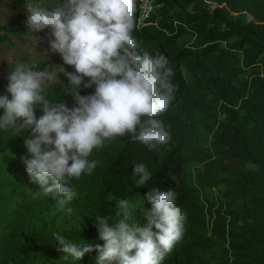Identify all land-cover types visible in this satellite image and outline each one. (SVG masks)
I'll return each instance as SVG.
<instances>
[{"label": "trees", "instance_id": "16d2710c", "mask_svg": "<svg viewBox=\"0 0 264 264\" xmlns=\"http://www.w3.org/2000/svg\"><path fill=\"white\" fill-rule=\"evenodd\" d=\"M8 1L17 6L25 2ZM155 5L133 35L137 41L157 42L168 60L183 66L171 77L178 85L175 99L160 116L185 155L181 165L169 167L178 172L185 190L176 201L203 208L198 188L211 190V198L204 195L203 200L217 208L207 219L202 215L200 226L204 237L222 245L224 255L208 264H264V0H155ZM15 33L35 35L27 25L0 24V44ZM5 83L7 77L0 81V95L7 94ZM67 86L68 80L64 85L55 81L43 95L72 107ZM94 88L81 86L79 91L89 95ZM36 115H41L39 109ZM194 120L199 128L191 125ZM26 134L0 130V264H95V251L82 260L59 251L55 234L77 246H102L93 222L97 215L106 216L114 226L122 218L120 200L129 201V224H146L139 189L128 188L119 175L122 160L105 164L102 152L111 146L134 154L149 150L147 146L123 143L121 136L106 141L88 158L97 161L91 174L69 181L76 195L61 206L63 197L44 195L30 180L21 160L27 153ZM127 160L131 165L135 161ZM162 264L188 263L174 250Z\"/></svg>", "mask_w": 264, "mask_h": 264}, {"label": "clouds", "instance_id": "9594fccd", "mask_svg": "<svg viewBox=\"0 0 264 264\" xmlns=\"http://www.w3.org/2000/svg\"><path fill=\"white\" fill-rule=\"evenodd\" d=\"M24 6L37 45L42 40L36 34L50 30L43 54H59L74 72L63 65L49 71L17 62L7 76V94L0 95V130L27 133L21 160L30 180L44 195L63 197L62 206L76 195L69 181L91 174L97 161L88 158L106 141L130 135L150 151L169 142L170 132L158 117L170 107L178 85L167 57L150 54L133 35L137 0H28ZM58 73L68 80L72 107L43 95L47 83L60 81ZM81 86H95L94 92L81 95ZM133 175L137 188L151 177L144 163L134 164ZM146 197L151 208L143 209L145 225L129 224V201L120 200L122 218L114 226L106 216L93 222L102 246H77L55 234L59 251L76 260L95 251V264H162L183 236L186 213L172 188H150Z\"/></svg>", "mask_w": 264, "mask_h": 264}, {"label": "rangeland", "instance_id": "374dc122", "mask_svg": "<svg viewBox=\"0 0 264 264\" xmlns=\"http://www.w3.org/2000/svg\"><path fill=\"white\" fill-rule=\"evenodd\" d=\"M28 2L25 0L24 4ZM32 2H36V0H32ZM40 3H48L49 0H39ZM24 4L22 6H17L8 0H4L0 4V24H19L26 25L27 12ZM48 33L39 32L36 35L41 38L42 42L37 45V40L35 35L30 34H11V41L4 42L0 44V81L7 77L9 71L13 69L17 62H23L28 64L29 66H35L39 63H43V70H55L59 71L55 65H63L66 71L74 72V68L72 66L64 65L63 60L59 54H54L49 52L48 56L43 54L44 50L49 48L48 45ZM140 45L150 52V54H163L165 52L161 49L155 41H138ZM168 59V58H167ZM169 61V66L173 68L174 72L183 70V66ZM59 77L61 84H65L67 78L63 75V73L57 74ZM55 82V81H53ZM49 82L45 85V90L49 88V86L53 83ZM8 83H5L7 87ZM95 87V86H93ZM167 129L171 131L167 123L163 120L162 117H158ZM194 129L199 128L200 124L197 120L191 124ZM123 143H127L128 141H132L130 135H126L121 137ZM103 159L105 164L113 163L118 159H121L122 162H119V175L128 186V188L135 189L137 188L135 181L138 177L133 175V166L137 163H144L151 173L150 179L145 183V185L139 189L138 195L140 196L139 202L143 206V209H150L151 204L147 200L146 193L153 187H159L162 190H167L168 188H176L175 192L178 195H184L185 190L181 186L180 176L177 171L172 172L169 167H175L181 165L184 162L185 155L180 150L179 145L173 141L169 140L168 143L159 145L155 150H147L143 152H137L134 154H127L120 149L115 147H109L104 152H102ZM132 158L135 161L132 163H128L127 159ZM168 167V168H167ZM115 167L114 169H116ZM160 169H163L161 173H158ZM204 174V173H203ZM191 179L193 182L196 181V178L192 175ZM204 181H209L205 179ZM207 187V186H206ZM199 190V203L203 204L202 207H198L197 209L191 208L188 206L186 200L176 201L177 205L181 208L183 212L186 213L182 223H183V235L184 238L182 242L176 246H173L171 251L177 253L178 257H180L183 261L188 264H208L214 261H221L222 256L224 255V251L222 250V245H215L210 239L206 236L204 237L201 231L200 222L202 220V215L205 214L207 219L210 212L214 211L217 208V204L208 203L203 200L204 195L210 197L211 190H208L207 193H204L203 189L198 188ZM214 192V191H213ZM137 195V194H136ZM211 198V197H210ZM211 221L208 222V233L210 235Z\"/></svg>", "mask_w": 264, "mask_h": 264}, {"label": "built area", "instance_id": "2783aa9c", "mask_svg": "<svg viewBox=\"0 0 264 264\" xmlns=\"http://www.w3.org/2000/svg\"><path fill=\"white\" fill-rule=\"evenodd\" d=\"M155 8V0H137L138 13L135 19L136 29H140L150 19Z\"/></svg>", "mask_w": 264, "mask_h": 264}]
</instances>
